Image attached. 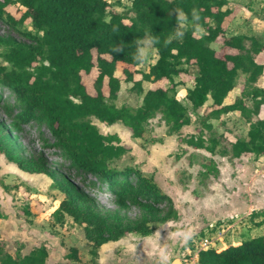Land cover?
Segmentation results:
<instances>
[{
  "label": "trees",
  "instance_id": "trees-1",
  "mask_svg": "<svg viewBox=\"0 0 264 264\" xmlns=\"http://www.w3.org/2000/svg\"><path fill=\"white\" fill-rule=\"evenodd\" d=\"M13 6L18 17L11 11ZM175 7L185 12L197 8L202 30L189 29L182 41L173 40L165 46L164 41L176 27L175 17L169 15ZM231 14L227 0H131L127 13L114 10L108 0H0V19L16 29L29 23L34 30L33 34L24 32L31 43L0 36V87L14 95L16 103L10 108L16 110L13 126L43 123L53 138L48 146L62 154L69 169L105 182L121 207L132 203L142 209L135 219L118 213L99 214L70 181L57 180L38 160L19 156L11 137L0 127V154L23 171L45 173L52 179L53 187L61 194L52 215L60 224L65 216L80 223L92 255L108 241H117L130 233L149 235L155 223L178 216L170 196L161 191L152 176L128 166L112 167V162L128 152L130 146L120 144L116 134L101 133L92 118L106 125L120 122L131 137L143 138L147 122L159 115L167 135H176L179 142L193 148L227 155L230 160L264 154V118L259 117L264 111V87L254 85L263 71V65L254 56L264 44L245 34L227 35ZM148 31L159 37L157 58L147 71H139L135 68L140 63L132 59V54L136 39L143 38ZM215 42H219V49L212 46ZM119 44L124 50L112 52ZM118 64L122 79L115 73ZM187 64L196 67L193 86L185 92L189 107L178 99L174 80ZM240 73L249 88L244 90V96L225 104L224 98L236 86ZM90 74L91 91L83 80ZM121 80L131 83V88L141 94L136 108L113 102ZM144 81L154 86L143 90ZM208 100L210 104L200 119L202 126L211 129L210 119L237 111L248 123L246 137L225 143L221 136L204 137L200 129L198 134L182 136L181 128L193 123L192 114ZM203 166L202 174L212 172L211 165ZM163 205L167 208L161 214ZM22 212L30 216V206L24 205ZM258 212L264 215V209ZM254 214L251 212V216ZM5 217L0 212V218ZM47 257L45 245L25 254H12L0 248V264H45ZM66 258L77 261L78 249L71 246ZM197 261L264 264V235L221 249H202Z\"/></svg>",
  "mask_w": 264,
  "mask_h": 264
},
{
  "label": "rangeland",
  "instance_id": "rangeland-1",
  "mask_svg": "<svg viewBox=\"0 0 264 264\" xmlns=\"http://www.w3.org/2000/svg\"><path fill=\"white\" fill-rule=\"evenodd\" d=\"M108 1L120 13H127L131 2ZM227 7L231 8L232 15L227 19L226 34L253 36L264 44V0H229ZM11 11L18 17L19 12L15 6ZM24 32L34 33L29 23L21 24L16 29L0 19V36L31 43ZM212 46L215 49L220 47L219 42ZM156 58L154 49L149 61L139 64L135 69L147 71ZM259 60L264 66V48ZM120 68L121 64H118L115 73L122 79ZM195 73L196 67L187 64L185 71L174 78L177 82V97L188 107L185 92L188 87L193 86ZM135 77L139 78L138 75ZM83 80L91 91L93 74L85 75ZM256 84L264 86V68L258 81L254 83L255 86ZM131 85L124 80L120 81V91L113 101L117 106L136 108L140 104L141 94L132 89ZM153 86L152 83L144 82L143 90ZM248 88L244 75L240 73L227 101L244 96L243 92ZM209 102L210 100L192 114L193 123L181 129L182 136L198 134L200 129L204 137L221 136L225 143L236 137H246L247 122L237 112L222 114L220 120L210 119L208 123H211V129L202 126L201 115ZM15 103L13 93L0 87V127L11 137L19 156L38 160L57 180L70 181L101 215L118 213L126 219L140 216L142 209L135 204L128 203L126 207H121L105 182L80 170L69 169L62 154L48 146L53 138L43 123L29 122L14 127L12 122L16 110L10 108ZM259 115L264 117V111ZM91 120L101 133L116 134L120 144L130 146L128 152L112 162V167L122 169L128 166L152 176L161 191L170 196L178 214L177 219L155 223L153 231L146 236L130 233L117 241H108L98 248L96 255H92L83 226L69 216H65L60 224L52 215L61 198L60 192L52 185V179L45 173L23 171L0 154V212L6 215L5 218H0V248L3 251L25 254L34 247L45 245L48 251L45 264H159V249L164 247L169 255V264H192L193 256L187 255L184 260L182 255L187 253L184 252L185 246L196 251L200 246L199 240L207 237L208 246L218 249L223 243L246 239L259 232L254 225L255 217H250V211L254 208L238 215L223 214L224 217L213 219L207 218V214H214L220 208L226 211L238 208L245 201L250 204L251 198L256 205L264 206V154L257 158L245 156L232 160L219 153L210 155L204 149L179 142L176 135H167L159 115L147 122L143 138L131 137L130 131L120 122L106 125L95 118ZM152 139L160 141L152 142ZM204 164L211 165L212 172L202 174ZM26 204L31 208L30 216H25L22 212V207ZM166 208L167 205H163L161 214ZM209 224L213 226L210 227ZM178 230L192 232V239L187 245H182L173 235ZM260 232L264 233V228ZM71 246L78 249L77 261L66 258ZM191 253L193 254L192 251Z\"/></svg>",
  "mask_w": 264,
  "mask_h": 264
},
{
  "label": "clouds",
  "instance_id": "clouds-1",
  "mask_svg": "<svg viewBox=\"0 0 264 264\" xmlns=\"http://www.w3.org/2000/svg\"><path fill=\"white\" fill-rule=\"evenodd\" d=\"M169 15L175 17L176 27L173 33L164 41L167 46L173 40L182 41L186 32L191 29L194 31H201L200 13L199 10L193 7L190 12H185L183 8L175 7L169 10ZM160 43L159 37L153 35L151 31L145 33L143 38H137L135 41V52L132 54V59L137 63L144 64L149 61L156 45ZM124 47L122 44L113 47L112 52H122ZM182 245H187L192 239V232L190 230H178L173 234ZM159 264H169V255L166 248L159 249Z\"/></svg>",
  "mask_w": 264,
  "mask_h": 264
},
{
  "label": "crops",
  "instance_id": "crops-1",
  "mask_svg": "<svg viewBox=\"0 0 264 264\" xmlns=\"http://www.w3.org/2000/svg\"><path fill=\"white\" fill-rule=\"evenodd\" d=\"M229 0H227V2H228ZM232 15V14H231ZM232 18V17H231ZM230 18V19H231ZM233 34H238V33H233ZM231 35V34H230ZM260 53L261 52H259L258 54H256L255 56H254V60L257 62V63H260V64H262V62L259 60V56H260ZM263 65V64H262ZM263 68H264V66H263ZM258 79H259V77H258ZM258 79H257V81H258ZM256 81V82H257ZM144 82H147V81H144ZM144 82H142V87H143V83ZM150 83V82H149ZM256 86H259V87H264V86H260V85H257L256 84ZM148 88H152V87H148ZM147 88V89H148ZM188 88H190V87H188ZM233 90V89H232ZM231 90V91H232ZM231 91L227 94V96L224 98V103L225 104H230V103H232L233 101H227V98L229 97V95H230V93H231ZM209 104H210V102H209ZM208 105V104H207ZM231 112H237V111H231ZM231 112H228V113H231ZM237 113H239V112H237ZM240 115V114H239ZM259 117L260 118H264L263 116H261V115H259ZM219 120L220 119H222V117L221 118H218ZM212 120V119H211ZM209 122V121H208ZM190 125V124H189ZM210 125H211V123H210ZM185 126H188V125H185ZM184 127V126H183ZM182 127V128H183ZM181 128V129H182ZM247 129H248V123H247ZM209 153V152H208ZM210 155H212V154H210ZM252 208H254V209H252ZM219 209V208H218ZM249 209H252L251 211H250V217L251 218H253L254 219V217H255V219L253 220L254 222H255V226H256V228H258V231L259 232H257L256 234H253V235H259V234H263L264 235V233L263 232H260V230H261V228H264V220H263V218H264V215L262 214V213H260V212H258V211H260L261 209H264V206H258V205H256V202H255V200H253L252 198L250 199V204L249 203H247L246 201H245V203H244V205H240V206H238V208L237 207H235V208H232V209H229V210H225V209H223V208H220L219 210H215V211H217V212H219V213H217V212H215L214 214H217V215H214V214H207L208 216H210V217H208L207 216V218H209V219H213V218H220V217H224V215L223 214H235V215H238V214H240L241 212H247ZM251 212H255L256 214H254L253 215V217L251 216ZM225 215V216H226ZM217 221H220V220H217ZM223 223V222H222ZM234 224V223H233ZM219 226H221V225H219ZM233 226V225H232ZM237 226H240L239 224H237ZM240 233H241V231H240ZM242 235V234H241ZM253 235H249L250 237H252ZM242 237H244V236H242ZM222 239V238H221ZM241 240H243V238L241 239ZM240 239H237V240H233L232 242H230V243H228V244H237V243H239L240 241H241ZM107 243V242H106ZM228 244H226V243H223V245L220 247V248H218V249H221V248H224V247H226ZM217 249V248H216ZM28 253V252H27Z\"/></svg>",
  "mask_w": 264,
  "mask_h": 264
},
{
  "label": "built area",
  "instance_id": "built-area-1",
  "mask_svg": "<svg viewBox=\"0 0 264 264\" xmlns=\"http://www.w3.org/2000/svg\"><path fill=\"white\" fill-rule=\"evenodd\" d=\"M257 1H259V0H257ZM209 226L212 227L213 224H209ZM199 244H200V246L197 247V250L196 251L193 248H190L188 246H185L184 247V250H185L184 252H187V253H182V255L184 256V260H186L185 258H186L187 255L190 256V257L193 256L194 257V260H193L192 264H198V261H197V254H198V252L200 250H202V249H206V248L209 247L208 246L209 241H208L207 237H204L201 240H199ZM191 251L193 252V254L191 253Z\"/></svg>",
  "mask_w": 264,
  "mask_h": 264
}]
</instances>
